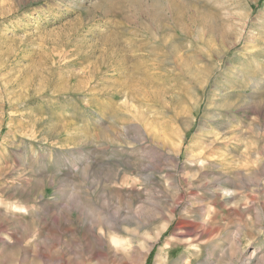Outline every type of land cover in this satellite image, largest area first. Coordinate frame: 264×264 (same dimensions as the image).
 <instances>
[{"label":"rangeland","instance_id":"obj_1","mask_svg":"<svg viewBox=\"0 0 264 264\" xmlns=\"http://www.w3.org/2000/svg\"><path fill=\"white\" fill-rule=\"evenodd\" d=\"M218 256L264 264V0H0V264Z\"/></svg>","mask_w":264,"mask_h":264},{"label":"bare ground","instance_id":"obj_2","mask_svg":"<svg viewBox=\"0 0 264 264\" xmlns=\"http://www.w3.org/2000/svg\"><path fill=\"white\" fill-rule=\"evenodd\" d=\"M70 199L72 198V197H69ZM76 201H74V203H75ZM82 210V209H81ZM116 214V213H115ZM108 216H110V215H108ZM114 216V215H113ZM117 216V215H116ZM119 217V216H118ZM116 218V217H115ZM114 220V219H113ZM117 220V219H116ZM110 221V220H109ZM204 221V220H203ZM206 222V221H205ZM115 223V222H114ZM117 223V222H116ZM210 223V222H209ZM191 224V223H190ZM206 224V223H205ZM193 225V224H192ZM204 225V224H203ZM109 226V225H108ZM185 226V225H184ZM188 226V225H187ZM111 227V226H110ZM166 227V226H165ZM206 227V226H205ZM164 228V227H163ZM189 228V227H188ZM208 229V228H207ZM198 230V229H197ZM180 231V230H179ZM189 231V230H188ZM160 232V231H159ZM197 232V231H196ZM206 232V231H205ZM158 234V233H157ZM177 234V233H176ZM179 234V233H178ZM187 234V233H186ZM194 234V233H193ZM199 234V233H198ZM185 235V234H184ZM102 237V236H101ZM184 238V237H183ZM206 238V237H205ZM185 239V238H184ZM204 240V239H203ZM153 241H155V240H153ZM211 241V240H210ZM179 243V242H178ZM208 243V242H207ZM207 243H206V246H207ZM194 244V243H193ZM194 246H195V244H194ZM198 250V249H197ZM144 254V253H143ZM220 254V253H219ZM167 256H168V254H167ZM187 256V255H186ZM208 256V255H207ZM216 256V255H215ZM146 257V256H145ZM143 258V257H142ZM206 258H208V257H206ZM61 260H62V258H61ZM188 260V259H187ZM190 260V259H189ZM202 260V259H201ZM208 260V259H207ZM185 261V260H184ZM215 261V260H214ZM218 264H220V261H221V256H218ZM156 262V261H155ZM190 262V261H189ZM169 263V262H168ZM187 263V262H186ZM201 263V262H200ZM159 264H165V261H160V263ZM204 264V263H203Z\"/></svg>","mask_w":264,"mask_h":264},{"label":"trees","instance_id":"obj_3","mask_svg":"<svg viewBox=\"0 0 264 264\" xmlns=\"http://www.w3.org/2000/svg\"><path fill=\"white\" fill-rule=\"evenodd\" d=\"M149 259H150V257H149ZM148 262H149V260H148ZM148 262H147V264H148Z\"/></svg>","mask_w":264,"mask_h":264}]
</instances>
